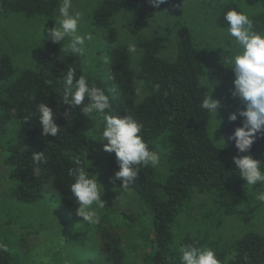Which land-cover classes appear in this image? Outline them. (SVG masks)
Returning a JSON list of instances; mask_svg holds the SVG:
<instances>
[{
  "label": "trees",
  "instance_id": "obj_1",
  "mask_svg": "<svg viewBox=\"0 0 264 264\" xmlns=\"http://www.w3.org/2000/svg\"><path fill=\"white\" fill-rule=\"evenodd\" d=\"M182 1L166 0L154 7L150 0H102L92 14L93 25L107 29L106 71L112 72L115 79L87 77L89 84L94 83L110 96L111 114L132 115L143 123L141 134L150 150L160 154L164 168L160 173L151 166L141 167L131 186L149 208L155 232L152 249L142 264H180L179 248L184 244L211 247L221 264H264V234L251 230L225 241L219 231L225 214L240 215L257 209L262 203L256 200V193L263 191L261 184L249 188L233 162L239 153L228 137L243 119L223 129L226 144L219 146L209 133L210 114L200 107L202 97L208 93L200 81L207 76L214 84L223 81L228 67H208L186 25L178 28L170 56H163L167 46L164 40L141 32L160 9ZM57 6V0H0V16L9 12L42 16L51 28ZM233 8L243 11L237 2L227 3L217 16L219 27L227 28L224 13ZM120 12L128 19L126 26L137 46L135 54L128 51V44H117L119 32L114 21ZM251 20L254 30L262 33L264 14ZM31 56L33 67L17 71L11 56L0 52V148L6 149L5 161L12 166L5 203L24 209L26 204L48 198L58 211L76 208L68 170L77 158L88 167L86 153L91 151V143L85 128L87 117L80 106L70 108L63 103L59 79L68 67L77 69V77L85 75L83 61L65 51L61 42L46 39ZM39 103H47L56 113L61 128L56 137L41 136L36 112ZM33 153H44L45 161L37 164ZM245 154L264 163V135L258 134ZM106 167L112 176L119 170L114 153L107 157ZM116 184L120 188L121 181L116 180ZM197 193L208 194L218 210L206 208L196 220L181 222L184 214L192 218L191 200ZM119 228L100 222L95 229L98 251L90 264H126ZM11 250L9 246L8 252L0 253V264H13Z\"/></svg>",
  "mask_w": 264,
  "mask_h": 264
},
{
  "label": "rangeland",
  "instance_id": "obj_2",
  "mask_svg": "<svg viewBox=\"0 0 264 264\" xmlns=\"http://www.w3.org/2000/svg\"><path fill=\"white\" fill-rule=\"evenodd\" d=\"M57 1L54 20L60 5V0ZM101 1L73 0V9L85 13L81 34L90 32L93 35V40L87 44L86 55L81 57L84 73L90 79L107 78L108 56L105 54L108 43L107 29L92 23V14ZM229 2H237L242 10L249 14L250 19L257 14H264V0H183L160 9L141 27V32L143 35L156 36L164 40L167 46L163 56H170L175 50L178 28L186 25L190 28L195 45L200 49L207 66L224 65L222 56L226 54L217 47L231 48L233 54L235 49L232 48V38L225 35L226 28L219 27L216 19ZM127 20L121 12L115 17L114 26L119 32L117 44L134 43V38L126 26ZM44 26V35L47 36L46 29L49 27L42 16L27 17L19 12H9L0 16V52H6L11 56L17 71L33 67L32 51L46 39L42 34ZM224 66L229 67L227 64ZM228 71L227 79L212 83L214 84L212 97L220 101L217 119L222 122L214 135L210 120L208 128L219 146H223L221 140H225L223 129L230 123L228 116L236 112L237 119H243L238 113L245 108L238 97L232 96L235 75L232 69L228 68ZM94 123L99 124L98 117L94 115V121L87 117L85 128L91 143V151L86 153L87 171L90 174L98 173V180L105 189L101 196L105 200V207L97 208L96 211L103 226H120L119 233L127 258L126 264H142L152 249V240L155 239V232L150 225L151 212L144 200L134 191L127 197L126 204H114L115 198L121 194L120 188L116 181L110 182L109 178L114 176L108 173L106 167V159L113 153L105 152L104 142L98 140V134H92L95 131ZM101 127L102 125L100 129ZM6 143L7 140L3 139V144ZM6 158V149L0 148V241L13 249L11 251L16 257L13 256V264H90L98 251V245L95 243V236L98 234L95 233V229L100 222L87 225L76 215L78 207L58 211L49 203L48 198L26 204L24 209L15 204L5 203L11 185L9 175L12 170V166L6 163ZM157 171L164 172L161 163ZM262 189L264 191V185ZM48 204L51 207H48ZM191 205L194 208L192 218L184 214L180 218L181 222L188 220L192 222L193 218L196 220L204 214L206 208L213 207L218 210L206 193L195 194ZM251 230L264 234V203L246 214H225L219 228L225 241H232ZM78 240L81 242L80 245L76 242Z\"/></svg>",
  "mask_w": 264,
  "mask_h": 264
},
{
  "label": "clouds",
  "instance_id": "obj_3",
  "mask_svg": "<svg viewBox=\"0 0 264 264\" xmlns=\"http://www.w3.org/2000/svg\"><path fill=\"white\" fill-rule=\"evenodd\" d=\"M166 0H150L154 7H159ZM82 11L73 9V0H60L58 15L54 20V26L47 28L46 40L53 43L62 42L65 51L84 57L87 44L93 40L90 32L81 34V26L84 23ZM227 22L225 35L232 38V48L217 47L226 55L222 56L224 65H229L235 75L233 81L232 96L238 97L245 105L239 110L238 115L243 118L241 126L228 137L235 142L239 155L233 157V162L249 188L258 184L264 185V168L260 160L255 159L249 153L257 139L258 134L264 135V33L254 30L253 21L245 11L229 9L224 13ZM128 51L132 54L137 52L135 43H129ZM108 80H114L112 72L106 74ZM62 101L70 108L80 106L82 113L94 121L99 118V124H95V131L99 141L103 144V150L114 153L119 170L110 182L121 181L120 195L115 198L114 204L127 203V197L131 195V186L136 183L141 167L158 168L161 156L157 151L150 150L149 144L142 136L143 123L138 122L132 115L111 114L110 96L97 87L94 83L89 84L86 75L77 77V69L68 67L63 73ZM202 87L209 89L201 100L200 107L210 114V124L213 135L220 127L221 120L217 119L220 101L212 97L214 84L209 76L200 81ZM87 100V103L85 101ZM41 136L56 137L61 128L56 123V113L47 103H39L36 106ZM238 116L236 112L228 116L230 122H235ZM27 121V119H26ZM102 125V130L100 129ZM91 137V135H90ZM225 147V140H221ZM222 147V148H223ZM33 160L38 164L45 161L44 153H33ZM83 162L77 158L75 166L68 170V175L73 182L70 191L78 205L76 215L82 218L87 225L98 224L100 216L96 209L105 207V200L101 198L105 189L98 180V173L90 174ZM256 200L264 203V191L257 190ZM95 205V207H93ZM9 251L8 245L0 241V253ZM180 264H221L217 254L211 247H197L192 244H184L179 248Z\"/></svg>",
  "mask_w": 264,
  "mask_h": 264
}]
</instances>
